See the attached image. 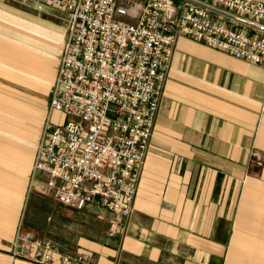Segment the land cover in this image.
Masks as SVG:
<instances>
[{
    "label": "crops",
    "instance_id": "0c3cea01",
    "mask_svg": "<svg viewBox=\"0 0 264 264\" xmlns=\"http://www.w3.org/2000/svg\"><path fill=\"white\" fill-rule=\"evenodd\" d=\"M45 7L66 23L65 33L43 31L51 59L19 48V0H0V264H34L11 256L19 227L40 236L26 221L30 202L51 205L58 217L52 193L31 185L40 122L19 131V73L46 80L49 109L63 58L70 13ZM254 148L264 162V67L179 36L125 233L80 237L61 249L92 253L86 264H264V225L245 220L248 202L264 203V164L252 161Z\"/></svg>",
    "mask_w": 264,
    "mask_h": 264
},
{
    "label": "built area",
    "instance_id": "2783aa9c",
    "mask_svg": "<svg viewBox=\"0 0 264 264\" xmlns=\"http://www.w3.org/2000/svg\"><path fill=\"white\" fill-rule=\"evenodd\" d=\"M70 13L63 58L40 135L31 185L61 205H93L123 235L137 197L169 65L188 36L264 67V3L257 0H34ZM54 113L66 115L61 124ZM251 159L262 167L261 153ZM11 256L34 264H86L19 227Z\"/></svg>",
    "mask_w": 264,
    "mask_h": 264
},
{
    "label": "rangeland",
    "instance_id": "374dc122",
    "mask_svg": "<svg viewBox=\"0 0 264 264\" xmlns=\"http://www.w3.org/2000/svg\"><path fill=\"white\" fill-rule=\"evenodd\" d=\"M37 27L41 29L39 33H35V30H33ZM47 29L49 32L60 29L65 33L66 23L63 14L51 11L45 6L34 4L29 0H19V48L22 47L21 49L24 52H32L42 59H51L50 48L47 47L46 44L49 39L44 36L46 33L43 32L44 30L48 32ZM65 38L67 39V35ZM66 39L60 46V51L62 48L64 49ZM20 74L21 73H19V106L25 110V112L19 114V131L24 133V130L28 132L32 127L36 129L34 125L39 121L40 124L37 134V137H39L46 120L45 114L46 110H48L47 107L49 103L48 94L43 93V90L46 88V80H43L42 77H39V79L38 77H33L31 73L22 74L24 76H20ZM22 78L32 81V85L29 87L25 86ZM10 92L11 91H9V93ZM65 121L66 115L62 113L54 114V123L61 124ZM1 125L3 124L0 123V134H3L1 132H4L2 129H5V127ZM19 143L21 144V139H19ZM48 206L52 208L51 205ZM48 206L46 207L45 204V207L43 205H38L36 207V204L30 202L26 214V221L28 222L31 220V222L28 223H32L38 228L37 232H40L38 238L54 244L59 249L63 248L67 250L73 248L75 242L80 237L93 240L101 238L104 234H109L114 219L109 216V212L93 205L79 211L61 204H59L56 212L58 217L54 218L51 215L52 212H55L54 208L51 209V212ZM256 206L260 208L258 211H256ZM251 207L255 209L250 210ZM237 213L240 214L239 211ZM246 213L247 215L249 214V217L247 216L245 219L248 225H251L250 223L255 220L256 225H264V221L261 218L264 215V203L262 201L258 203L248 202ZM256 213H260L261 217H254L253 215ZM238 219L239 216H237V221ZM249 234L251 235L252 233ZM239 249L240 247L237 245L236 249L234 248L232 250V253H236L237 257H239ZM228 255L230 256V254Z\"/></svg>",
    "mask_w": 264,
    "mask_h": 264
}]
</instances>
